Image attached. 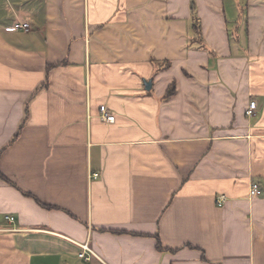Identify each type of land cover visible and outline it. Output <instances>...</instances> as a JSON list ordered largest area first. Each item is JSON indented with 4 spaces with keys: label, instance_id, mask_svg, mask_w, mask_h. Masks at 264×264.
I'll use <instances>...</instances> for the list:
<instances>
[{
    "label": "crops",
    "instance_id": "1",
    "mask_svg": "<svg viewBox=\"0 0 264 264\" xmlns=\"http://www.w3.org/2000/svg\"><path fill=\"white\" fill-rule=\"evenodd\" d=\"M0 174V264H264V0H0Z\"/></svg>",
    "mask_w": 264,
    "mask_h": 264
},
{
    "label": "built area",
    "instance_id": "2",
    "mask_svg": "<svg viewBox=\"0 0 264 264\" xmlns=\"http://www.w3.org/2000/svg\"><path fill=\"white\" fill-rule=\"evenodd\" d=\"M13 28L16 30L19 29H23V30H30L31 28V22L29 20H23V21H17L15 22V24L13 25ZM257 107V103L256 101H251L250 102V107L247 110V114L252 115L255 112V109ZM101 111V117L105 120V121H114L115 120V115L113 113H111L109 111V108L106 105H102L100 108ZM94 177H98L99 176V172H95L93 174ZM261 194V190L254 186L250 189V195L251 196H256ZM216 202L219 206H222L225 204L226 202V196L225 195H219L216 199ZM8 220L13 221L15 218L12 215H7L6 216ZM82 246V250L81 252H79V257L81 258H85V259H90L92 256H95V252L92 250V248H90V246L88 245V243H84L81 245Z\"/></svg>",
    "mask_w": 264,
    "mask_h": 264
},
{
    "label": "trees",
    "instance_id": "3",
    "mask_svg": "<svg viewBox=\"0 0 264 264\" xmlns=\"http://www.w3.org/2000/svg\"><path fill=\"white\" fill-rule=\"evenodd\" d=\"M191 9H192V12H193V20H194V31L195 33L197 34V36H202V33H201V29H200V22H199V17L196 13V7H195V4L194 2H192L191 4ZM176 91V87H175V82H173L167 92H166V95L165 97H170L171 95H173ZM1 175V174H0ZM157 247L160 249V250H164L162 244H161V241H158V244H157Z\"/></svg>",
    "mask_w": 264,
    "mask_h": 264
}]
</instances>
